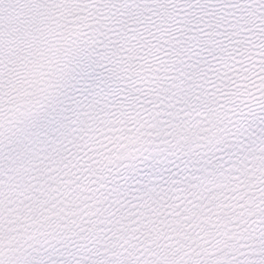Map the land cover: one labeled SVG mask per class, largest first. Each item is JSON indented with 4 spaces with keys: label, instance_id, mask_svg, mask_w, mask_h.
Returning <instances> with one entry per match:
<instances>
[{
    "label": "snow or ice",
    "instance_id": "1",
    "mask_svg": "<svg viewBox=\"0 0 264 264\" xmlns=\"http://www.w3.org/2000/svg\"><path fill=\"white\" fill-rule=\"evenodd\" d=\"M0 264H264V0H0Z\"/></svg>",
    "mask_w": 264,
    "mask_h": 264
}]
</instances>
